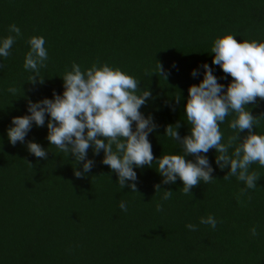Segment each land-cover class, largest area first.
Listing matches in <instances>:
<instances>
[{"label":"trees","instance_id":"trees-1","mask_svg":"<svg viewBox=\"0 0 264 264\" xmlns=\"http://www.w3.org/2000/svg\"><path fill=\"white\" fill-rule=\"evenodd\" d=\"M11 24L21 35L9 56L0 58V264H264V167L259 164L249 168L259 176L257 186L247 189L235 177L224 179L228 169L217 168L210 149L213 179L190 193H183L179 179L162 184L155 162L135 169L136 192H131L121 189L116 174L101 163L103 152L93 155L89 148L94 165L76 177L81 165L49 145L46 127L33 125L25 143L15 146L6 135L11 118L27 114L28 100L62 93L60 77L73 63L82 71L107 64L152 93L140 111L158 125L148 136L153 157L182 155L164 129L179 122V134L189 132L183 114L187 90L202 79H193L190 71L212 66L211 47L218 37L264 42V0H0V37L12 34ZM33 36L44 38L48 52L39 71L43 83L35 86L23 68ZM158 64L169 73L165 80ZM212 67L227 86L232 78ZM247 107L259 119L253 131L264 135V101ZM232 118L220 124L222 143L236 135L228 127ZM247 134L239 133V140ZM29 141L44 148L46 158L31 155ZM164 190L172 191L167 200ZM121 201L126 212L118 206ZM209 215L217 221L215 229L199 223Z\"/></svg>","mask_w":264,"mask_h":264},{"label":"clouds","instance_id":"clouds-1","mask_svg":"<svg viewBox=\"0 0 264 264\" xmlns=\"http://www.w3.org/2000/svg\"><path fill=\"white\" fill-rule=\"evenodd\" d=\"M8 31L14 35L0 37V58L9 56L16 38L21 35L20 28L15 24L9 25ZM27 43L29 50L25 54L23 68L32 73L29 82L35 86L43 83L39 71L45 67L48 52L42 36L30 37ZM211 53L214 54L211 65L219 66L232 79L227 86L219 83L213 74V67L207 63L190 71L193 79L201 75L202 79L187 90L183 114L189 132L181 136L179 122L164 129V135L180 147L182 155L153 157L148 136L158 125L151 114L145 116L140 111L152 99V93L147 88L140 89L139 81L132 76L107 64H93L82 71L80 65L73 63L71 70L60 77L61 94L53 91L51 98L35 102L28 100L27 114L11 118V126L6 129L8 142L12 146L18 142L24 144L33 125L46 127L49 145L55 146L67 157L71 155L75 165H81V170L74 171L76 177L91 171L94 161L87 156L91 148L93 155L103 152L101 163L116 174L121 189L127 186L131 192H136L135 169L144 166L152 168L155 162V171L161 176V183L175 184L179 179L184 194L190 193L200 182L208 183L213 179V168L206 155L213 149L217 168L228 169L224 179L235 177L247 189H253L259 176L250 172L249 168L254 163L264 167V135L253 131L259 126V119L251 114L247 105L264 101V42H237L233 35L227 34L214 40ZM157 67L158 74H162L165 80L169 73L162 65ZM16 91L14 87L8 89L12 95ZM180 99V96L175 97V103L179 104ZM168 107L173 110L171 104ZM230 115L233 118L228 127L236 135L222 143L220 124ZM244 130L248 134L239 140L238 134ZM26 148L34 157L46 158V150L38 143L29 141ZM229 149H233L231 153ZM189 155L194 159L186 160ZM154 187L156 191L161 189L159 184ZM171 192L164 190L162 199L167 200ZM118 206L121 211H127L124 201ZM160 210V205H157V211ZM199 223L215 229L217 221L209 215L201 217ZM186 227L190 231L196 230L192 224ZM250 231L252 236L257 234L255 228Z\"/></svg>","mask_w":264,"mask_h":264}]
</instances>
